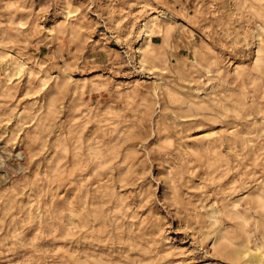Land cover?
Here are the masks:
<instances>
[{
    "label": "rangeland",
    "instance_id": "rangeland-1",
    "mask_svg": "<svg viewBox=\"0 0 264 264\" xmlns=\"http://www.w3.org/2000/svg\"><path fill=\"white\" fill-rule=\"evenodd\" d=\"M236 6L230 0H0V54L25 62L16 72L0 56V264H230L206 237V211L235 190L246 192L264 174V130L262 136L248 132L253 123L264 126V111L249 96L241 112L212 99L227 84L237 92L234 65L250 68L256 56L251 34L263 20ZM158 11L170 13L160 19L171 29L166 37L154 34L161 57L142 66L140 28ZM57 19L64 27L56 33L49 28ZM195 51L202 56L199 67L191 66ZM136 78L140 82L131 85ZM94 79L101 83L93 86ZM169 90L184 100L170 99ZM199 93L207 104L190 111L187 97ZM50 99L54 112H47ZM235 127L252 137L253 149L231 144ZM212 131L219 137L217 152H194L190 145ZM61 136L69 150L59 162ZM78 136L82 157L76 164ZM89 144L111 155L98 172ZM207 157H214L213 166ZM104 181L114 193L101 205L95 188ZM87 184V197L80 199ZM119 198L125 208L114 210ZM71 207L81 210L79 222H71ZM251 229L252 242L261 243L260 231Z\"/></svg>",
    "mask_w": 264,
    "mask_h": 264
},
{
    "label": "bare ground",
    "instance_id": "bare-ground-1",
    "mask_svg": "<svg viewBox=\"0 0 264 264\" xmlns=\"http://www.w3.org/2000/svg\"><path fill=\"white\" fill-rule=\"evenodd\" d=\"M236 1V2H235ZM225 2V1H224ZM231 6H236L237 8L243 7L244 9L248 10L249 12H252L255 16L257 15L260 19L263 20L261 24H258L259 26L255 29H253L251 38L252 43L256 44V56L253 58V65L252 67L248 68L242 63H237L233 67V73L234 78L239 79L241 81V86L237 90V92H234L235 88L232 85L225 86L226 89L223 91L224 94L222 96L213 97V102H216L225 109H233L236 112H241L242 109L246 108V104L249 103L248 100L250 98V103L257 104V110L258 111H264V105L262 102H259L258 99L255 100V93L258 92L259 96L264 97V0H230ZM228 8V7H227ZM67 10V9H66ZM241 10V9H240ZM245 12V11H244ZM160 13L163 15H166V18H171L169 12L165 11H158L154 12L152 14H148L144 22L142 23V26L140 28V35L139 42L137 46V59L139 60L140 65L145 66L148 64H153L156 59L161 57V53L159 51V44L155 42L154 40V34H162L165 37L169 34L171 25L169 22H167L165 19L164 21L160 19ZM233 15H237L236 11L232 12ZM251 14V15H252ZM55 16V15H54ZM257 18V17H256ZM59 19V18H58ZM56 20V25L51 26L49 29L51 31L60 32L62 31V28L64 25H62L63 20ZM257 20V21H259ZM140 26V25H139ZM256 27V26H255ZM172 33V32H171ZM243 34V33H242ZM247 45L250 44V41L246 43ZM168 46V45H167ZM191 47V46H190ZM12 53V52H11ZM0 56L4 57L3 61L6 64V69L12 68L16 72H21L24 68V61L20 58L9 56L6 57V55L0 54ZM23 55H21L22 58ZM164 59V58H163ZM168 59V57H167ZM213 59V58H212ZM167 61V60H166ZM214 61V60H213ZM212 61V62H213ZM27 63V62H26ZM166 64V63H165ZM217 64V63H216ZM220 64V63H219ZM203 65L202 62V56L198 51H195L194 53V60L191 62V66L193 67H199ZM156 66V65H155ZM169 66V65H168ZM211 68V65H210ZM165 69V68H164ZM150 70V69H149ZM208 71H210L208 69ZM23 73V72H22ZM159 73V72H158ZM10 74V73H9ZM29 77H33L34 71L32 69H29L27 72ZM212 73H210L211 75ZM215 74V73H214ZM41 75V74H40ZM99 76V75H98ZM197 76V75H196ZM215 76V75H214ZM11 76H9L10 78ZM100 77V76H99ZM98 77V79H100ZM193 77V76H192ZM198 77V76H197ZM25 78V77H24ZM228 78V77H227ZM11 79V78H10ZM42 79H45V76L42 77ZM90 79V78H89ZM229 79V78H228ZM246 79L248 80L250 86H247ZM66 80V79H65ZM45 81V80H44ZM73 81V80H72ZM79 81V80H78ZM191 81V80H190ZM193 81V79H192ZM84 81L82 84L76 85V87H83L85 85ZM93 86L94 84L101 83V80H91ZM139 78L134 79L130 82L131 85L136 86L139 83ZM188 82V81H187ZM199 82V81H198ZM225 82V81H224ZM161 83V82H160ZM105 85V84H103ZM167 85V84H166ZM226 85V84H225ZM165 86V85H164ZM191 86V85H190ZM166 87V86H165ZM197 87V86H196ZM213 87V86H212ZM95 88V87H94ZM154 88V87H153ZM175 88V87H174ZM220 88V87H219ZM156 89V88H155ZM154 89V91H155ZM195 89V88H194ZM197 89V88H196ZM212 89V88H211ZM214 89V88H213ZM96 90V89H95ZM127 91V90H126ZM153 91V92H154ZM176 91V90H175ZM199 92L198 90H196ZM89 92V91H88ZM168 96L170 99L174 101H183L184 96L181 93L172 92L171 90L167 91ZM210 92V91H209ZM55 93V92H54ZM130 93V92H129ZM156 93V92H154ZM186 93V92H185ZM218 94V93H216ZM249 94V95H248ZM199 94L196 95H188L187 97V103L188 109L192 108H199L204 107L207 104V101L200 97ZM205 95V94H204ZM207 96V95H206ZM249 96V98H248ZM140 97V96H139ZM208 97V96H207ZM209 98V97H208ZM143 100L144 106L147 104L148 98L144 96L141 98ZM165 99V98H164ZM210 99V98H209ZM232 104H231V103ZM157 103V102H156ZM159 103V102H158ZM210 103V102H209ZM185 105V107H186ZM184 106V105H183ZM208 106V105H207ZM211 106V104H210ZM174 107V106H173ZM176 107V106H175ZM217 107V108H218ZM220 107V108H221ZM180 108V107H179ZM215 108V109H217ZM56 109V103L54 99H50L47 106V112H54ZM147 109V108H146ZM208 109V108H207ZM224 109V110H225ZM38 110V109H37ZM40 110V109H39ZM38 110V111H39ZM198 110V109H197ZM248 110V109H247ZM250 110V109H249ZM100 111V110H99ZM183 111V110H182ZM189 111V112H190ZM208 111V110H207ZM222 111V110H221ZM18 112V111H17ZM147 112V111H146ZM167 112V111H166ZM181 112V111H180ZM196 112V111H194ZM214 112V111H212ZM256 112V111H255ZM32 113V112H31ZM88 113V112H87ZM141 113V112H140ZM219 113V112H218ZM221 113V112H220ZM246 113V112H245ZM47 114V113H46ZM166 114V113H165ZM171 114V113H170ZM199 114V113H198ZM242 114V113H241ZM147 115V114H146ZM181 115V114H180ZM220 115V114H219ZM231 115V114H229ZM161 116V115H160ZM184 116V115H183ZM199 116V115H198ZM233 116V115H232ZM240 116V115H239ZM10 117V116H9ZM13 117V116H12ZM32 117V116H31ZM44 117V116H43ZM185 117V116H184ZM187 117V116H186ZM190 117V116H189ZM192 117V115H191ZM194 117V116H193ZM234 117V116H233ZM245 117V116H244ZM176 118V117H175ZM180 118V117H179ZM201 118V117H200ZM215 118V117H212ZM224 118V117H223ZM236 119V117H235ZM13 120V119H12ZM254 120V119H253ZM30 122V121H29ZM249 122V121H248ZM254 122V121H253ZM258 122V121H257ZM53 123V121H52ZM213 123V122H212ZM6 124V123H5ZM55 124V122H54ZM53 124V125H54ZM198 124V122H197ZM215 124V123H214ZM251 124V123H250ZM8 125V124H7ZM249 125V124H248ZM91 126V125H90ZM223 127V126H222ZM201 128V127H200ZM203 128V127H202ZM240 128V127H239ZM242 128V127H241ZM6 129V128H5ZM84 129V127H83ZM161 129V127H160ZM162 129H164L162 127ZM188 129V128H187ZM231 129V128H230ZM20 130V129H19ZM18 130V131H19ZM209 130V129H208ZM211 130V129H210ZM264 126L260 127L257 126L255 123L248 126V132H256L260 136L263 135ZM22 131V129H21ZM207 131V129H206ZM205 131V132H206ZM224 131V130H223ZM4 132V131H3ZM31 132V131H30ZM64 132V131H63ZM161 132V131H160ZM170 132V131H169ZM217 132V131H216ZM241 132V131H239ZM243 132V131H242ZM255 133V134H256ZM57 134V133H56ZM203 134V133H202ZM231 134V144L234 146L238 145V143H241L242 147H250L253 149L255 146V143L246 133H244L243 136H240V133H238V128L235 127ZM31 135V134H30ZM38 135V134H37ZM220 135V134H219ZM6 136V135H5ZM55 137V136H54ZM173 137V136H172ZM6 138V137H5ZM18 138V136H17ZM32 139L34 138L31 137ZM30 138V139H31ZM57 139V138H56ZM81 136H78L76 138V142H73L74 144V152L73 157L76 158L74 161L76 164L79 162V159L82 157V144L83 142ZM84 139V138H83ZM87 139V138H86ZM18 140V139H17ZM36 140V139H35ZM59 144L56 147V154L58 155L59 162L63 159L65 155H67L69 150V145L66 142V138L59 137ZM219 141V137L216 136V133L214 131L207 132L204 134V136L199 139L196 144L190 145L191 148L199 155H203L204 152L213 151L216 153L217 151L214 149L216 147V141ZM264 140V139H263ZM108 141V140H107ZM25 142V141H24ZM57 142V141H56ZM55 142V143H56ZM189 142V141H188ZM229 142V141H228ZM2 143V142H1ZM18 143V142H17ZM51 143V142H50ZM109 143V142H108ZM220 143V142H218ZM230 143V142H229ZM264 143V142H263ZM39 144V143H38ZM47 146V144H45ZM218 146V145H217ZM6 147V146H5ZM22 147V146H21ZM31 147V146H30ZM40 147V146H38ZM49 147V146H48ZM53 147V146H52ZM55 147V146H54ZM220 147V146H218ZM217 147V148H218ZM233 147V146H232ZM4 148V147H2ZM1 148V149H2ZM28 148V147H27ZM32 148V147H31ZM50 148V147H49ZM258 148V147H257ZM233 149V148H232ZM28 150V149H26ZM221 150V148H220ZM228 150V149H226ZM3 151V150H2ZM1 151V152H2ZM242 151V150H241ZM6 152V151H5ZM20 152V150H19ZM22 152V151H21ZM44 152V151H43ZM230 152V151H229ZM4 153V152H3ZM12 153V152H11ZM17 153V152H16ZM25 153V152H24ZM32 153V152H31ZM120 153V152H119ZM118 153V154H119ZM166 153V152H165ZM244 153V152H243ZM6 155V153H4ZM20 155V153H18ZM255 154V152H254ZM89 155L92 159V162L95 166V170L98 172L99 168H103V166L108 162L109 159H111V155H108L107 157L102 153V149L100 148L99 144H89ZM244 155V154H243ZM27 156V155H26ZM119 156V155H118ZM229 156V155H228ZM20 157V156H19ZM24 157V156H23ZM34 157V156H33ZM54 157V156H53ZM89 157V156H88ZM237 157V156H236ZM243 157V156H242ZM22 158V157H20ZM27 158V157H26ZM79 158V159H78ZM108 158V159H107ZM208 158V157H207ZM10 159V158H9ZM53 159V158H52ZM181 159V158H180ZM253 159V158H252ZM255 160L258 159V155H255ZM2 160V159H1ZM5 160V159H4ZM12 160V159H11ZM28 160V159H27ZM26 160V161H27ZM71 160V159H70ZM114 160V159H113ZM189 160V159H188ZM210 166L214 165L215 159L214 157L208 158ZM217 160V159H216ZM248 160V159H247ZM24 161V160H23ZM1 162V161H0ZM57 162V161H56ZM70 162V161H69ZM21 163V162H20ZM40 163V161H39ZM73 163V162H72ZM88 163V162H87ZM67 164V163H66ZM247 164V163H246ZM264 164V163H263ZM6 165V164H5ZM10 165V164H9ZM25 165V164H24ZM27 165V164H26ZM25 165V166H26ZM56 165V164H55ZM75 165V164H74ZM3 166V165H2ZM11 167L12 164L10 165ZM9 166V167H10ZM24 166V167H25ZM67 166V165H66ZM76 166V165H75ZM10 167V168H11ZM16 166L15 168H17ZM79 167V166H78ZM190 167V166H189ZM230 167V165H229ZM23 168V167H22ZM243 168V167H242ZM8 169V167H7ZM6 169V170H7ZM12 169V168H11ZM80 169V168H79ZM111 169V168H110ZM229 169V168H228ZM263 169V168H262ZM14 170V169H13ZM16 170V169H15ZM25 170V169H24ZM82 170V169H81ZM135 170V169H134ZM8 171H10L8 169ZM18 171V170H17ZM23 171V169H22ZM26 171V170H25ZM3 172V171H2ZM110 172V171H109ZM140 172V170H139ZM170 172V171H169ZM10 173V172H9ZM21 173V172H19ZM42 173H44L42 171ZM51 173V172H50ZM89 174V173H88ZM209 174V173H208ZM250 174V173H249ZM12 175L11 173L9 176ZM17 175V174H16ZM96 175V173H95ZM211 175V174H210ZM239 175V174H238ZM1 176V175H0ZM25 176V175H24ZM33 177V176H32ZM47 177V176H46ZM118 177V176H117ZM215 177V176H214ZM218 177H220L218 175ZM2 178V177H1ZM8 178V177H7ZM43 178V175H42ZM216 178V177H215ZM5 179V178H4ZM114 179V178H113ZM171 179V178H170ZM233 179V178H232ZM231 181H234V179ZM172 180V179H171ZM170 180V181H171ZM238 180V179H237ZM26 181V180H25ZM29 181V180H27ZM130 182V181H129ZM248 182V181H247ZM248 185V189L243 192H240L239 190H235L231 192L229 197L224 198L221 205H218L215 201L208 206L207 209V216L209 218V222H211L210 227L211 231L206 234V237H210L212 239L213 247L218 249L220 253L225 257L226 260L230 261V264H264V174L262 176L254 178ZM5 183V182H4ZM29 184V183H28ZM77 184V182H76ZM84 184V183H83ZM44 185V184H43ZM129 185V184H128ZM4 186V185H3ZM88 184L85 186V189L83 187L80 189L79 198H86L87 194L89 192V188L87 187ZM29 187V185H28ZM97 190L100 189V196L102 197V203L108 200H112V196L114 193L113 187L107 182L104 181L103 183H100L96 185ZM91 190V189H90ZM120 190V189H119ZM9 191V190H8ZM34 191V190H33ZM121 191V190H120ZM69 192V190H68ZM13 193V192H12ZM11 193V195H12ZM38 194V193H37ZM71 194V193H70ZM36 195V194H35ZM72 195V194H71ZM13 196V195H12ZM68 196V195H67ZM146 196V195H145ZM28 197V196H27ZM37 197V196H36ZM70 197V196H68ZM104 197V198H103ZM115 197V196H114ZM39 198V197H38ZM1 199V198H0ZM13 199V198H12ZM65 199V198H64ZM67 199V197H66ZM69 199V198H68ZM14 200V199H13ZM40 200V199H39ZM79 200V199H78ZM83 200V199H82ZM214 200V199H213ZM219 200V199H218ZM38 201V200H37ZM203 201V200H202ZM113 202V201H112ZM29 203V202H28ZM40 203V202H39ZM38 203V204H39ZM82 203V202H81ZM85 204V202H83ZM140 203V202H139ZM208 203V202H207ZM130 204V203H129ZM134 204V203H133ZM245 204V205H244ZM135 205V204H134ZM140 205V204H139ZM244 205L243 209L241 208ZM5 206V205H4ZM3 206V207H4ZM8 206V203H7ZM123 206V199L119 198L116 199L113 202V208L114 210L121 209ZM126 206V205H125ZM200 206V205H199ZM198 206V207H199ZM87 207V206H86ZM85 207V208H86ZM94 207V206H93ZM133 207V206H132ZM197 207V208H198ZM11 208V207H10ZM61 208V207H60ZM110 208V207H109ZM125 208V207H123ZM122 208V209H123ZM9 209V208H8ZM132 209V208H131ZM15 210V209H14ZM93 210V209H91ZM96 213L100 212V207L95 209ZM129 210V209H128ZM131 211V210H130ZM5 212V211H4ZM11 212V211H10ZM23 212V211H22ZM205 212V211H204ZM3 213V211H2ZM13 213V212H12ZM11 213V214H12ZM15 213H17L15 211ZM29 213V212H28ZM39 213V212H38ZM69 215L72 218L71 222L76 223L79 222V220H76V217H78L81 214V210L75 207H71L69 210ZM119 213V212H118ZM22 214V213H21ZM121 214V213H120ZM129 214V213H128ZM5 215V214H4ZM13 215V214H12ZM40 215V214H39ZM108 215V214H107ZM7 216V215H6ZM34 216V215H33ZM111 216V215H110ZM221 216H224L223 219H221ZM75 217V218H74ZM102 217V216H101ZM109 218V217H108ZM106 219V218H105ZM14 220V219H13ZM39 220V219H38ZM63 221V219H62ZM87 221V219H86ZM110 221V220H109ZM64 222V221H63ZM103 222V221H102ZM108 222V221H107ZM142 222V221H141ZM69 223V222H68ZM9 224V223H8ZM17 224V223H16ZM252 224L255 227V230L260 231V239L261 243L257 242L254 239L253 241V230L251 229ZM13 225V224H12ZM114 225V224H113ZM64 227V226H63ZM42 228V227H41ZM68 228V227H67ZM74 227H72L73 229ZM15 230V229H14ZM53 230V229H52ZM68 230V229H67ZM143 230V229H141ZM152 231V230H151ZM67 232V231H66ZM65 232V233H66ZM68 233V232H67ZM114 234V232H112ZM164 233V231H163ZM166 233V232H165ZM12 234V233H11ZM34 234V233H33ZM148 234V233H147ZM203 234V233H202ZM73 235V234H72ZM30 236V235H29ZM150 237V236H149ZM35 238V237H34ZM38 238V237H37ZM109 238V237H108ZM8 239V238H7ZM151 239V238H150ZM210 239V240H211ZM31 240V239H30ZM38 240V239H37ZM36 240V241H37ZM109 240V239H108ZM170 240V239H169ZM12 241V240H11ZM141 241V240H140ZM152 241V240H151ZM122 243V242H121ZM138 243V242H137ZM169 244V243H168ZM173 244V243H172ZM75 246V245H74ZM124 246V245H123ZM140 246V245H139ZM89 248V247H88ZM136 248V247H135ZM170 248V247H169ZM130 249V248H129ZM61 251V250H60ZM167 251V250H166ZM165 251V252H166ZM130 253V252H129ZM136 254V253H135ZM139 255V254H138ZM152 257V256H151ZM113 259V258H112ZM110 260V259H109ZM151 260V259H150ZM130 262V261H129ZM204 263V262H203ZM213 263V262H212ZM210 264V263H205ZM224 264V263H223Z\"/></svg>",
    "mask_w": 264,
    "mask_h": 264
}]
</instances>
